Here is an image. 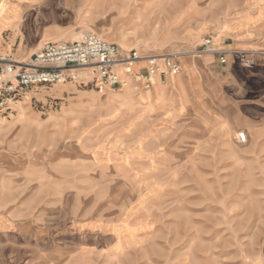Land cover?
Returning <instances> with one entry per match:
<instances>
[{"label": "rangeland", "instance_id": "obj_1", "mask_svg": "<svg viewBox=\"0 0 264 264\" xmlns=\"http://www.w3.org/2000/svg\"><path fill=\"white\" fill-rule=\"evenodd\" d=\"M244 2L0 0V52L25 62L93 32L182 71L195 61L203 82L216 64L264 72L201 46L226 47L218 30ZM130 87L67 81L0 101V264H264V141L203 137L202 119H164Z\"/></svg>", "mask_w": 264, "mask_h": 264}, {"label": "crops", "instance_id": "obj_2", "mask_svg": "<svg viewBox=\"0 0 264 264\" xmlns=\"http://www.w3.org/2000/svg\"><path fill=\"white\" fill-rule=\"evenodd\" d=\"M241 13L236 22L221 26L217 37H223L225 46L234 50L229 54L233 62L239 60L244 65L249 61L250 67L264 65V0H245ZM227 67L216 64L203 69L207 79L203 82L198 80L201 77L195 61L185 62L182 73L167 85L158 80L146 92L145 100L153 95L164 119L167 114L202 119L203 137H237L238 131H244L247 137L264 141V85L260 84L264 83V72L250 70L240 76L228 63ZM129 85V91L137 90L133 81ZM123 98L129 99L128 95Z\"/></svg>", "mask_w": 264, "mask_h": 264}, {"label": "built area", "instance_id": "obj_3", "mask_svg": "<svg viewBox=\"0 0 264 264\" xmlns=\"http://www.w3.org/2000/svg\"><path fill=\"white\" fill-rule=\"evenodd\" d=\"M201 46L203 52L219 55L222 64L234 52L230 48H218L212 36L205 37ZM181 71L180 62L171 56L125 50L97 33L88 32L73 41H45L25 62L0 52V101L22 97L38 85L67 81L123 88L131 80L136 89L148 90L158 80L164 82L166 76H175ZM237 141L241 144L248 141L244 131L237 133Z\"/></svg>", "mask_w": 264, "mask_h": 264}, {"label": "bare ground", "instance_id": "obj_4", "mask_svg": "<svg viewBox=\"0 0 264 264\" xmlns=\"http://www.w3.org/2000/svg\"><path fill=\"white\" fill-rule=\"evenodd\" d=\"M82 37H83V35H76V36H75V39H81ZM83 73H84V72H82V75H83ZM126 86H128V84H127ZM126 86H125V87H126Z\"/></svg>", "mask_w": 264, "mask_h": 264}]
</instances>
